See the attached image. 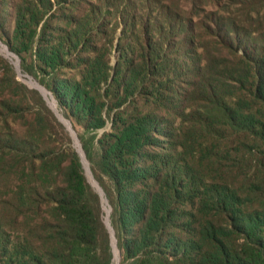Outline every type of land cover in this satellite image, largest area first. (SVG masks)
I'll list each match as a JSON object with an SVG mask.
<instances>
[{
  "label": "trees",
  "instance_id": "obj_1",
  "mask_svg": "<svg viewBox=\"0 0 264 264\" xmlns=\"http://www.w3.org/2000/svg\"><path fill=\"white\" fill-rule=\"evenodd\" d=\"M85 1L38 31L45 1L18 0L1 40L76 131L110 124L76 134L119 261L70 136L0 56V264H264V0H95L90 37Z\"/></svg>",
  "mask_w": 264,
  "mask_h": 264
},
{
  "label": "rangeland",
  "instance_id": "obj_2",
  "mask_svg": "<svg viewBox=\"0 0 264 264\" xmlns=\"http://www.w3.org/2000/svg\"><path fill=\"white\" fill-rule=\"evenodd\" d=\"M16 1H18V0H11L9 2L10 9H9V11H7L8 13H6L5 15L0 14V56L3 58L4 61L10 63V65L13 68V70L15 71V73L17 75V79L20 81V83L25 85L28 89H32L33 91H37L40 98H35V100L33 101L35 107L42 105V101H43L44 102L43 105L45 104V107L47 109H49L50 112H52V114L54 115V118L64 126L65 131L68 133V135L71 138L72 146L76 150H78L79 144H78V142L75 141V138L73 137V135L71 134V132L69 131V129L66 125V123H70V121L62 114V112L59 108V105L57 104V101L55 99L54 94L51 91L47 90L45 87L41 86L39 84V82L33 78V76L22 73V71L20 69V60H19L20 58L16 54L10 52L7 45H5L3 43V41L1 40V38L6 39L8 36L12 35L13 29H14V17H13V12H12L13 10H12L11 6H13V4ZM37 1H40V0H37ZM44 1H45V5L43 8V12H46V14L44 15L41 22L39 23L38 31L40 30V27L42 26V24L45 21H47V22L50 21L51 17L63 19V18H66L68 15L67 12L64 13L63 10L59 11V6L57 3V0H50L51 3L50 2L48 3L46 0H44ZM107 1L112 2L111 0H107ZM162 1H164L166 4H169L170 6H172V5H174V7L179 6L180 9L184 10V12L187 16H189V14L192 15V13L194 12L192 7L190 6V4L192 3V0H180V1H178V0H162ZM143 2H144V0H143ZM225 2H226V0H207V3L203 7L207 10V12L220 10V13H221V12H223V10L221 9V6ZM203 3H205L204 0L201 2V4H203ZM90 4L94 5L95 0H86L85 2H81L80 7H77V9H74V8L71 9V13L74 16H78V17L81 16V18H82V16L84 15V12L86 11L87 7ZM81 23L84 26V28H86V30L89 32L87 37H90L91 36V35H89L90 30L93 28L92 23L90 21H87V19H83V18H82ZM62 26H64V25H62ZM121 28H122V26L117 28L114 37H113L112 33H108L109 35L106 38L107 41L114 39L112 45L113 46L115 45V47L117 46V41L119 40V37L121 35ZM69 33L71 34L70 31H69ZM104 41H105V38L103 39L101 37V40H99L98 42L100 43V42H104ZM75 53H76V51H75ZM75 53L74 52L70 53L69 56H75ZM34 54H35V47H33V55ZM87 54H89V53H87ZM81 56H86V53L81 54ZM109 58H110V65H114L118 59L117 52L115 50H112L110 55H109ZM3 68H4V65L2 62V63H0V76H1V74H3ZM109 127H110V124H108L106 129L108 130ZM71 128H72V130H74L75 134L76 133L82 134V136L84 138H88L89 136H91L93 134H97V136H98L106 130L104 128H102V129L99 128V129H97L96 132L86 133V132H83L84 130L79 128V127L76 128L77 131L73 128V126ZM76 136H77V134H76ZM76 143H77V145H76ZM79 143H80V141H79ZM80 145H81V143H80ZM87 163H88V161H87ZM88 165H89V163H88ZM85 166H86V171H88V166L86 163H85ZM107 208H108L107 204L103 205V210L105 213L104 218H106V216H107V211H106ZM115 250L117 251V249H115ZM114 261H115V254H114Z\"/></svg>",
  "mask_w": 264,
  "mask_h": 264
},
{
  "label": "water",
  "instance_id": "obj_3",
  "mask_svg": "<svg viewBox=\"0 0 264 264\" xmlns=\"http://www.w3.org/2000/svg\"><path fill=\"white\" fill-rule=\"evenodd\" d=\"M66 125H67V127H68V129H69V131L71 132V134L73 135V137L75 138V141L76 142H78V144H79V149L77 150V152L79 153L78 155H79V157H80V160H81V163H82V166H83V168H84V170H85V173H86V176H87V180L89 181V179H88V175H87V172H86V169H85V165H84V162H86V164H87V166H88V170H89V172L91 173V171H90V168H89V165H88V163H87V161H86V159H85V153H84V151H83V149H82V146L80 145V143H79V140H78V138H77V136H76V134H75V132H74V130H72V126H71V123H66ZM70 125V126H69ZM92 174V173H91ZM93 176V175H92ZM94 178V177H93ZM94 181H95V179H93ZM96 182V181H95ZM89 183L91 184V186H93L94 188H95V190H97V193L100 195V197H101V199H102V203L105 205L106 204V199H105V197H104V193H103V191H102V189H101V187L97 184V182H96V184H97V186H95L93 183H91L90 181H89ZM107 216H106V218H105V225H106V227L109 229V231H110V233H111V237H112V239H113V246H114V248H113V251H114V254H115V249L117 248L116 247V243H115V239H114V236H113V230H112V228L110 227V220H109V212H110V209L109 208H107ZM116 254H117V258H118V261H119V254L117 253V251H116Z\"/></svg>",
  "mask_w": 264,
  "mask_h": 264
}]
</instances>
